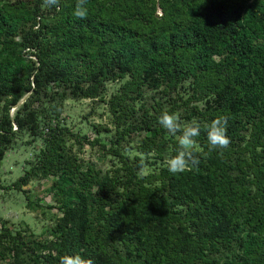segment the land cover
<instances>
[{"label":"trees","instance_id":"1","mask_svg":"<svg viewBox=\"0 0 264 264\" xmlns=\"http://www.w3.org/2000/svg\"><path fill=\"white\" fill-rule=\"evenodd\" d=\"M42 3L0 0V163L17 138L42 141L12 187L52 219L39 234L4 220L0 260L264 264V0H87L83 20L76 0ZM83 99L104 104L111 127L94 125L92 141L60 118ZM163 111L199 123L197 168L168 170L178 140ZM220 115L231 143L212 150L206 125ZM50 178V205L22 189Z\"/></svg>","mask_w":264,"mask_h":264},{"label":"rangeland","instance_id":"2","mask_svg":"<svg viewBox=\"0 0 264 264\" xmlns=\"http://www.w3.org/2000/svg\"><path fill=\"white\" fill-rule=\"evenodd\" d=\"M119 87L118 83H110L106 99H108L114 91ZM106 106L102 103L93 104L89 99L80 101L68 100L64 104V110L60 118L65 121L66 127L72 132L84 135L89 141L96 138V133L93 129L94 125H105L110 127L109 119L106 114ZM15 109H11L13 114ZM90 111L92 113L87 115ZM109 137L110 135L102 134L100 137ZM71 150L78 154V158L90 160L97 166L100 165L104 169L109 168L110 158L104 159L97 146L84 144L82 148H78L73 141ZM43 149V144L40 139L32 141L27 135L17 138L15 144L7 152L0 163V226L6 220L13 225L14 230H24L26 227L35 234L41 233L45 226L51 222V212L45 209L32 210L26 206V194L14 187L12 184L20 178L24 171L28 169L30 162L33 161L36 154ZM52 179L48 180H33L29 185L23 187V190H28L27 195L32 201L34 196L42 198L40 204L42 206L52 204L50 195H47L45 190L51 185ZM0 264H11L0 260Z\"/></svg>","mask_w":264,"mask_h":264},{"label":"clouds","instance_id":"3","mask_svg":"<svg viewBox=\"0 0 264 264\" xmlns=\"http://www.w3.org/2000/svg\"><path fill=\"white\" fill-rule=\"evenodd\" d=\"M60 0H43L42 7L59 8ZM87 0H76L73 16L76 19H86L88 16ZM229 117L227 115L217 116L206 125L207 140L210 149H226L231 141L227 136V125ZM159 125L167 130L169 134L177 137L178 148L176 154L167 161L168 170L172 173H180L197 168L200 161L196 155V137L200 135L199 123L182 124L180 115L177 112L163 111L158 117ZM59 264H93V260L84 258L80 254L64 255L60 257Z\"/></svg>","mask_w":264,"mask_h":264},{"label":"water","instance_id":"4","mask_svg":"<svg viewBox=\"0 0 264 264\" xmlns=\"http://www.w3.org/2000/svg\"><path fill=\"white\" fill-rule=\"evenodd\" d=\"M26 97H27V96H25V97L19 102V104H22V103L25 101Z\"/></svg>","mask_w":264,"mask_h":264}]
</instances>
